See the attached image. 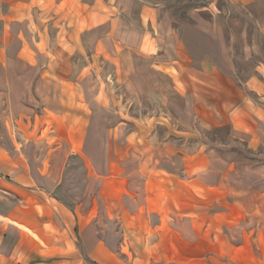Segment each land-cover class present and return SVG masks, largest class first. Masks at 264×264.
I'll return each instance as SVG.
<instances>
[{"label": "crops", "instance_id": "crops-1", "mask_svg": "<svg viewBox=\"0 0 264 264\" xmlns=\"http://www.w3.org/2000/svg\"><path fill=\"white\" fill-rule=\"evenodd\" d=\"M160 10L149 0H0V264H264V110L213 70L172 78L191 92L241 98L227 103L226 123L255 154L241 160V178L252 170L254 184L227 186L235 163L215 170L199 151L164 153L168 169L143 160L135 175L83 166L94 187L68 194L67 171L96 159L90 148L109 97L98 59L129 93L149 81L138 62L162 57L164 34L190 59L180 27L166 31ZM118 128L108 129L114 146ZM125 143L144 145L137 132ZM135 176L144 181L131 184Z\"/></svg>", "mask_w": 264, "mask_h": 264}, {"label": "rangeland", "instance_id": "rangeland-1", "mask_svg": "<svg viewBox=\"0 0 264 264\" xmlns=\"http://www.w3.org/2000/svg\"><path fill=\"white\" fill-rule=\"evenodd\" d=\"M149 1L151 5H159L166 31L172 26L180 27L177 36L182 39V49L190 59L177 57L173 40L164 34L162 57L138 62L140 73L149 75V81L136 82L138 90L133 93L115 81L114 65L98 59L96 70L109 97L103 99L107 108L101 111V129L93 135L97 144L90 148L96 159L90 163H74L67 171L68 194L72 197L79 191L81 194L83 186L94 187L93 182L81 179L85 173L83 166L88 171L94 165L102 175L117 168L132 174L143 160L151 170L159 166L168 169L173 164L164 159V153L190 155L199 151L211 154L212 169L228 172L227 164L235 163L232 176L226 178L227 186L237 187L241 181L254 184L252 170L243 173L245 179L241 178V167L245 164L241 160L244 157L253 161L255 154L243 145L241 133L226 123L230 119L227 103L234 100L238 106L241 98L210 97L202 90L191 92L185 81L175 84L172 77L177 79L179 75L178 79L183 81L190 71L200 74L213 70L227 76L247 101L264 110V0ZM175 58L178 63L174 62ZM251 82L260 84L262 91L249 87ZM238 121L241 124V117ZM116 125L119 128L117 132L113 130L118 135L114 146L108 140V129ZM131 132H137L144 145L127 146L125 137ZM114 152L118 153L117 163L109 160ZM260 162L264 165L263 159ZM217 178L209 176L208 180L215 182ZM141 181L143 177L135 176L131 184L137 186ZM94 190L97 189H86V194ZM105 193L110 192L106 189ZM107 220L108 216L103 213L102 221Z\"/></svg>", "mask_w": 264, "mask_h": 264}]
</instances>
